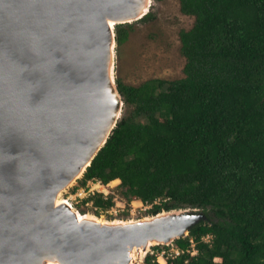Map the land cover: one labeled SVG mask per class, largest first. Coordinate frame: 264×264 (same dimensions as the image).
Returning <instances> with one entry per match:
<instances>
[{
	"label": "trees",
	"instance_id": "1",
	"mask_svg": "<svg viewBox=\"0 0 264 264\" xmlns=\"http://www.w3.org/2000/svg\"><path fill=\"white\" fill-rule=\"evenodd\" d=\"M177 1L194 17L179 33L183 77L117 79L123 112L76 183L119 180L122 197L151 215L202 213L166 264H264V0ZM130 30L115 25V42ZM83 202L114 204L100 192Z\"/></svg>",
	"mask_w": 264,
	"mask_h": 264
},
{
	"label": "water",
	"instance_id": "2",
	"mask_svg": "<svg viewBox=\"0 0 264 264\" xmlns=\"http://www.w3.org/2000/svg\"><path fill=\"white\" fill-rule=\"evenodd\" d=\"M152 2L0 0V264H134L205 219L180 209L109 221L57 204L123 112L114 26Z\"/></svg>",
	"mask_w": 264,
	"mask_h": 264
},
{
	"label": "rangeland",
	"instance_id": "3",
	"mask_svg": "<svg viewBox=\"0 0 264 264\" xmlns=\"http://www.w3.org/2000/svg\"><path fill=\"white\" fill-rule=\"evenodd\" d=\"M149 12L152 17L131 23V30L123 43L115 42V82L118 79L124 84L137 86L154 78L174 80L183 77L185 59L180 52L179 33L192 27L194 17L181 13L177 0L154 1ZM111 183L102 185L92 181L81 188L75 182L61 192L59 199L67 200L81 214L103 220H138L152 216L149 205H141L139 200L127 202L120 194L119 181ZM95 192L112 196L113 206L107 211H99L90 202H83ZM154 246L149 247L147 254H152L160 264H165V258L177 252L173 243L160 245L156 250ZM144 260L136 258L134 264H146Z\"/></svg>",
	"mask_w": 264,
	"mask_h": 264
},
{
	"label": "bare ground",
	"instance_id": "4",
	"mask_svg": "<svg viewBox=\"0 0 264 264\" xmlns=\"http://www.w3.org/2000/svg\"><path fill=\"white\" fill-rule=\"evenodd\" d=\"M113 67H114V65H113ZM117 181H119V180H113V181H111L112 183L113 182H117ZM111 183V184H112ZM137 202V201H136ZM60 203H66V204H68V202H66L64 199H59V200H57V204H60ZM81 215V218H88V217H90V216H88V215H82V214H80ZM92 216V215H91ZM114 224H121L122 222L121 221H114L113 222Z\"/></svg>",
	"mask_w": 264,
	"mask_h": 264
},
{
	"label": "built area",
	"instance_id": "5",
	"mask_svg": "<svg viewBox=\"0 0 264 264\" xmlns=\"http://www.w3.org/2000/svg\"><path fill=\"white\" fill-rule=\"evenodd\" d=\"M140 203H141V205H142V202H140ZM209 238H210V237H209V236H207L206 238H204V240H205V241H208V240H209ZM176 251H177V252H176V254H175V255H178V254H179V251H178V249H176ZM193 253H194V252H193ZM175 255H174V256H175ZM172 256H173V255H171V257H172ZM165 260H166V258H165ZM165 264H166V263H165Z\"/></svg>",
	"mask_w": 264,
	"mask_h": 264
},
{
	"label": "clouds",
	"instance_id": "6",
	"mask_svg": "<svg viewBox=\"0 0 264 264\" xmlns=\"http://www.w3.org/2000/svg\"><path fill=\"white\" fill-rule=\"evenodd\" d=\"M67 201V200H66ZM68 202V201H67ZM141 202V201H140ZM195 253V252H194Z\"/></svg>",
	"mask_w": 264,
	"mask_h": 264
}]
</instances>
